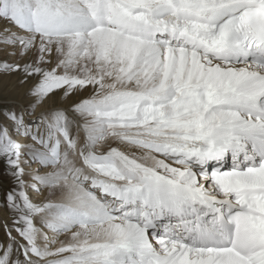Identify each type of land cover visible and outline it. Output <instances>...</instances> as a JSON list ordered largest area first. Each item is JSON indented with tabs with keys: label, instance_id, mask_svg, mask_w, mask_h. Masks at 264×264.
<instances>
[{
	"label": "snow or ice",
	"instance_id": "obj_1",
	"mask_svg": "<svg viewBox=\"0 0 264 264\" xmlns=\"http://www.w3.org/2000/svg\"><path fill=\"white\" fill-rule=\"evenodd\" d=\"M0 264H264V0H0ZM39 113V114H37Z\"/></svg>",
	"mask_w": 264,
	"mask_h": 264
},
{
	"label": "rangeland",
	"instance_id": "obj_2",
	"mask_svg": "<svg viewBox=\"0 0 264 264\" xmlns=\"http://www.w3.org/2000/svg\"><path fill=\"white\" fill-rule=\"evenodd\" d=\"M5 59L12 62V58L0 55V60ZM30 86V84L20 86L17 74L0 72V112L12 107L18 109L22 105L27 104L28 101L24 99V95ZM11 186L12 180L6 173L3 161H0V201L3 200L5 190ZM5 239L4 231L0 230V241Z\"/></svg>",
	"mask_w": 264,
	"mask_h": 264
},
{
	"label": "bare ground",
	"instance_id": "obj_3",
	"mask_svg": "<svg viewBox=\"0 0 264 264\" xmlns=\"http://www.w3.org/2000/svg\"><path fill=\"white\" fill-rule=\"evenodd\" d=\"M3 27H4V22L0 21V31H2ZM0 55H2V54H0ZM3 56H4V55H3ZM37 114H39V113H37ZM2 219H3V215L0 214V220H2ZM0 230H3V229L0 228Z\"/></svg>",
	"mask_w": 264,
	"mask_h": 264
}]
</instances>
